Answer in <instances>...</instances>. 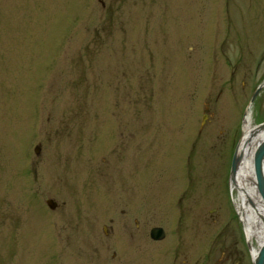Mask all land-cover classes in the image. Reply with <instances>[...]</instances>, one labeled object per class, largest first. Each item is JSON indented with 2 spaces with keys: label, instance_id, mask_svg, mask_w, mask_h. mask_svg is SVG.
<instances>
[{
  "label": "rangeland",
  "instance_id": "rangeland-1",
  "mask_svg": "<svg viewBox=\"0 0 264 264\" xmlns=\"http://www.w3.org/2000/svg\"><path fill=\"white\" fill-rule=\"evenodd\" d=\"M263 84L264 0H0V264H253Z\"/></svg>",
  "mask_w": 264,
  "mask_h": 264
},
{
  "label": "bare ground",
  "instance_id": "bare-ground-1",
  "mask_svg": "<svg viewBox=\"0 0 264 264\" xmlns=\"http://www.w3.org/2000/svg\"><path fill=\"white\" fill-rule=\"evenodd\" d=\"M263 138L264 128L255 129L251 123V109L249 108L244 117L242 137L236 150L237 171L231 177L230 187L234 207L242 224L252 261H255L264 243V200L258 191L253 168L255 150Z\"/></svg>",
  "mask_w": 264,
  "mask_h": 264
},
{
  "label": "water",
  "instance_id": "water-1",
  "mask_svg": "<svg viewBox=\"0 0 264 264\" xmlns=\"http://www.w3.org/2000/svg\"><path fill=\"white\" fill-rule=\"evenodd\" d=\"M262 86H259V88L257 89V91L255 92L253 96V99L258 94ZM204 120H205V117L203 118V121ZM262 128H264V122L255 127L256 130H259ZM39 150H40L39 147L36 146L34 151L37 154ZM263 163H264V138L257 145L256 150H255L254 159H253V168H254V173H255V177L257 181L258 191L264 200ZM237 165H238V158L236 156V151H235L233 159H232V163H231V175H234L236 173ZM46 204L50 209H53L56 206V204L52 200H48ZM150 237L155 241L162 240L164 238L163 230L161 228L152 229L150 232ZM253 264H264V243L261 245L258 251L257 257L255 261L253 262Z\"/></svg>",
  "mask_w": 264,
  "mask_h": 264
},
{
  "label": "flooded vegetation",
  "instance_id": "flooded-vegetation-1",
  "mask_svg": "<svg viewBox=\"0 0 264 264\" xmlns=\"http://www.w3.org/2000/svg\"><path fill=\"white\" fill-rule=\"evenodd\" d=\"M56 207H57V204H56L55 208H56ZM55 208H54V209H55ZM103 232H104L105 234H107V230H106V228H104ZM112 257L114 258L115 255L113 254Z\"/></svg>",
  "mask_w": 264,
  "mask_h": 264
}]
</instances>
